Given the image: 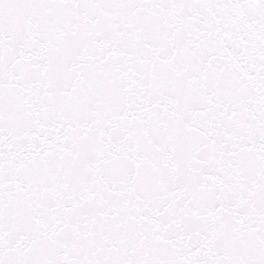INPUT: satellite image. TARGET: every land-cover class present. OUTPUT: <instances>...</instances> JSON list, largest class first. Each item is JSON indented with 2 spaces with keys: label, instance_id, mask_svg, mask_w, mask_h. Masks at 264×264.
Wrapping results in <instances>:
<instances>
[{
  "label": "snow or ice",
  "instance_id": "snow-or-ice-1",
  "mask_svg": "<svg viewBox=\"0 0 264 264\" xmlns=\"http://www.w3.org/2000/svg\"><path fill=\"white\" fill-rule=\"evenodd\" d=\"M0 264H264V0H0Z\"/></svg>",
  "mask_w": 264,
  "mask_h": 264
}]
</instances>
